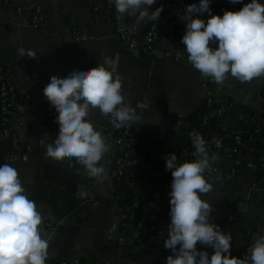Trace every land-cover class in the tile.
<instances>
[{
    "label": "crops",
    "instance_id": "obj_1",
    "mask_svg": "<svg viewBox=\"0 0 264 264\" xmlns=\"http://www.w3.org/2000/svg\"><path fill=\"white\" fill-rule=\"evenodd\" d=\"M104 1L0 0V63L11 69L14 86L27 95L11 117L20 151L14 150L11 140L4 135L0 115V164H10L18 171L41 212L39 227L49 239L46 263L61 259L66 264H159L162 256L156 246L148 243V225L123 223L128 208L123 205L124 195L113 179L114 145L107 136L110 130L123 126H112L98 108L90 112L89 119L110 145L100 161L107 173L103 180L89 176L76 158L48 157L41 142H53L59 124L54 120V106L44 96V87L52 76L95 67L105 56L118 57L117 71L122 77L126 102L135 105L144 101L148 105L146 109H137L143 120L129 125L148 162L159 169L172 152L178 164L187 160L189 153L183 151L190 146L189 121L209 105V99L214 105L208 113L218 120L212 136L221 129L245 134L252 126L260 132L264 125V76L241 82L229 75L222 84H212L208 82L210 77L202 76L187 62L186 46L181 42L186 23L180 16L189 0H170L169 6L167 0H156L150 6V12L164 6V15L160 14L159 19L169 30L160 37L154 51L147 53L136 51L121 40L109 12L94 11ZM227 1L212 0L211 4L221 6ZM248 2L244 0L243 5ZM34 4L43 7L45 20L40 27L31 24L30 15L17 13L18 7ZM123 17L126 26L140 34L155 21L137 23L134 16ZM210 46L218 47V43L210 42ZM20 48L26 50L24 56L20 55ZM28 51H34L36 58L29 57ZM217 108H223L221 115ZM28 145L34 148L32 152H24ZM248 149L254 159L264 157V149ZM248 149L216 151L218 159L210 172L212 190L201 195L212 206V221L223 218L222 209L230 203L238 205L236 219L226 232L233 237L232 255L239 257L264 234V177L246 165ZM131 186L136 201L155 208L170 220V190L164 183L143 180ZM119 239L126 243L120 244ZM167 251L168 256L171 249Z\"/></svg>",
    "mask_w": 264,
    "mask_h": 264
},
{
    "label": "clouds",
    "instance_id": "obj_2",
    "mask_svg": "<svg viewBox=\"0 0 264 264\" xmlns=\"http://www.w3.org/2000/svg\"><path fill=\"white\" fill-rule=\"evenodd\" d=\"M120 14L136 17V22L158 20L163 5L149 11L156 0H113ZM212 0L192 3L180 18L186 23L181 42L186 46L187 62L204 77L222 84L231 77L241 81L264 76V2L250 0L239 10L209 15ZM243 3V0H231ZM149 6V7H146ZM218 43V47L210 46ZM21 56L26 50L20 48ZM27 55L36 58L34 51ZM118 57L105 56L95 67H81L65 76H52L44 87L46 99L58 113L59 131L46 146L45 155L54 159L76 158L91 177L103 180L107 173L100 163L110 150L106 137L89 119L98 108L115 128L143 120L135 105L126 102L122 77L117 71ZM196 159L177 163L174 152L167 154L166 169L172 173L170 224L164 242L171 254L166 264H264V234L259 235L243 257L231 253L233 237L210 219L212 206L201 198L212 190L205 172L213 170L218 159L210 154L202 135L193 131ZM42 215L10 164H0V264H46L49 239L40 229ZM210 246L214 251L197 247Z\"/></svg>",
    "mask_w": 264,
    "mask_h": 264
},
{
    "label": "built area",
    "instance_id": "obj_3",
    "mask_svg": "<svg viewBox=\"0 0 264 264\" xmlns=\"http://www.w3.org/2000/svg\"><path fill=\"white\" fill-rule=\"evenodd\" d=\"M169 1H166V5L169 6ZM189 4L196 3L195 0H189ZM188 4V5H189ZM213 4H210L211 13H204L201 15L202 19L207 20L209 15H215L216 13L215 8L213 7ZM242 7V3H231V0L226 2L225 10H239ZM102 9H105V11L109 12L111 15L113 13V18L115 22L116 31L121 38V40L130 48L138 49L142 52H152L155 49L156 43L160 39V25L159 23H152L149 27V29L142 34L138 32L137 29H130L126 26L125 20L123 17V14H120L116 11L115 4L113 0H105L103 3H100L94 7L95 12H99ZM17 13L24 14V15H30L31 17V24L34 27H40L43 24V21L45 20L44 17V11L43 7L40 4H34L30 7H18ZM223 15V14H222ZM172 37V34L170 35ZM13 73L11 69L8 67H4L0 65V115H1V122L3 124V132L6 138L11 140L14 150H19L20 146L18 143V135L17 130L15 127L11 125V117L13 114V111L20 107L22 103H20L17 100V93L15 91L16 87L13 84ZM209 83L214 84L215 81L211 78L208 79ZM209 105L213 103L212 99L208 100ZM55 112L54 120L57 122L56 117L58 113L56 110H53ZM217 111L219 115L223 113V108H217ZM208 116L205 117L203 124L207 123ZM58 123V122H57ZM189 129V135L195 131L196 133L200 134V130L198 128H192L188 124ZM226 129H223L222 131H219L218 135L212 136L211 138H208L204 135L207 134V132L213 131V127H206L204 129V132H202L203 138L208 142L210 145V151L211 154L215 153L218 150H226L228 152H234L235 149H238L242 151L243 149H248L249 146H246V143H248L247 140L244 139V137L237 132L230 131L228 133H224ZM107 136L113 143V160L117 166V168L114 170L113 173V179L114 181L117 179L122 184L124 182H127L126 179L128 176H130L135 170H152L154 169L153 166L148 162L147 155L144 154V152L139 149V141L137 136L135 135L131 125L125 124L123 126V129L121 131H118V133H115L114 130H110L107 133ZM191 137V135H190ZM225 137L232 138L231 146L227 145L225 140ZM253 138H251L252 140ZM262 141L264 142V136H262ZM41 146H44L46 148L47 143L41 142ZM22 150V149H21ZM34 148L32 145H28L26 148H24V152H32ZM195 150L193 144L188 148L184 149L183 153H189L187 154V159L193 160L196 159V155H193V151ZM20 151V150H19ZM247 157V163L246 165L252 169L258 170L264 169V157L261 156L260 159H254L252 157L251 152H246ZM79 165H82L77 160ZM165 173L168 172L169 177L166 181H161V183H164L168 190H171V182H172V173L170 170L166 169V163L163 166ZM205 176L207 180L212 183L213 176L210 172H205ZM217 178H221V176H218ZM134 184V183H133ZM134 207L136 209L142 210L145 214H151L150 218L153 220L157 217L159 214L155 208L148 207L147 205L141 204L139 201H136L134 203ZM240 208V207H239ZM238 209V205L231 204L229 207H226L225 209H222L224 212V220L225 223L222 224V222H219V220H214L212 222L218 224L220 226V229L224 232L227 231V229L231 226V224L236 219V213L234 210ZM142 224H140L141 226ZM148 243L149 244H155L161 241L162 238H165V236L168 234L167 229L157 228L154 224L151 226H148ZM120 244H125L126 241L124 239H119ZM204 249L209 252L211 255L214 249H212L210 246L204 245ZM65 264V263H62ZM160 264H166V258L161 259Z\"/></svg>",
    "mask_w": 264,
    "mask_h": 264
},
{
    "label": "trees",
    "instance_id": "obj_4",
    "mask_svg": "<svg viewBox=\"0 0 264 264\" xmlns=\"http://www.w3.org/2000/svg\"><path fill=\"white\" fill-rule=\"evenodd\" d=\"M244 2V0H243ZM243 5V3H242ZM215 8V13L222 15L224 13V9L226 7V3L224 5H216L213 6ZM164 6H163V11L161 12V16L164 15ZM113 16V13H112ZM160 16V17H161ZM159 23L160 25V37H162L165 32H168L169 28L163 24L160 23V19L155 20L153 22H151L148 26V28L146 29V31L149 29L150 25L152 23ZM1 66H4L6 68H8V66L0 63ZM16 93H17V100L20 103H24L25 99H27V95L25 94H21V92L18 91V89H15ZM263 96H264V90H263ZM214 105V103H212L211 105L205 106V109L202 108L201 111L199 113H197L190 121H189V125L192 128H198L200 130V135H202V132H204V129L206 127H213L214 125H216V122L218 121L217 119H215L214 117H212L208 112H209V108H211ZM208 116V120L207 123L203 124L205 117ZM259 128V127H257ZM123 129V127L119 130H114L115 133H118V131H121ZM261 131L258 132L257 129L252 126L250 128V131L248 133L245 134H241L245 140L248 141V143H246V146H254L255 149L257 150H263L264 149V142L262 141V136H264V125L262 128H260ZM223 129H221L220 131H222ZM230 132V130H225L224 133H228ZM211 132H207L206 137L211 138ZM203 136V135H202ZM251 138H253L251 140ZM206 141V140H205ZM227 145L231 146V142H232V138L229 137H225V140ZM207 142V141H206ZM192 145V139L190 141V146ZM189 146V147H190ZM207 148L209 153L211 154L210 151V145L207 142ZM140 149V148H139ZM238 149H235L234 152H238ZM259 152V151H258ZM195 155V150L193 151L192 156ZM259 156V155H258ZM257 157V156H256ZM189 160V158L187 159ZM117 168L115 162H113V167H112V171H114ZM155 171H151V172H147L144 170H135L130 176H128L126 179L128 180L127 182H124L123 184L118 181L117 179L115 180L116 186L119 190H122V193L124 195L125 201L123 203L124 206H126L128 208L127 211V217L125 218V220L123 221L124 224H131L134 226H137L138 224H142V225H148L151 226L152 224H154L157 228H162V229H167L168 230V225L170 224V220L168 218H165L162 216V214H158L157 217L155 219H151L150 215L151 214H145L142 210L136 209L134 207V203L136 202V200L134 199L133 193L131 191L132 188V184L136 183L138 181H143V180H149V181H153V182H161V181H166L167 178L169 177L168 172L165 173L164 171V167L159 168V169H154ZM259 171L261 172V175L264 177V169H259ZM231 204H236L235 202H232ZM235 213H237V210H234ZM147 220L149 221L147 223ZM215 220V219H214ZM213 220V221H214ZM219 220V222H222V224L225 223L224 218H219L216 219ZM168 235V234H167ZM167 235L165 236V238H162L160 242L152 244L154 246H156L159 254L162 256L161 259L166 258L168 251L167 249L164 247V242L165 239L167 238ZM134 244V243H133ZM199 249L205 250L204 249V245H201L198 247ZM49 262V263H48ZM65 263L64 261H62L61 259H54V260H48L46 264H62ZM160 264V263H159Z\"/></svg>",
    "mask_w": 264,
    "mask_h": 264
},
{
    "label": "water",
    "instance_id": "obj_5",
    "mask_svg": "<svg viewBox=\"0 0 264 264\" xmlns=\"http://www.w3.org/2000/svg\"><path fill=\"white\" fill-rule=\"evenodd\" d=\"M136 51H138L137 49H136ZM137 231H139L140 229H136ZM123 251L125 250L124 248L122 249Z\"/></svg>",
    "mask_w": 264,
    "mask_h": 264
}]
</instances>
